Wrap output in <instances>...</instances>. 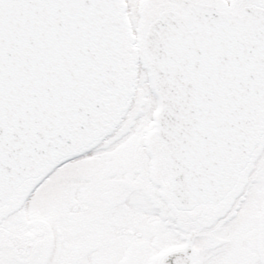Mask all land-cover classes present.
Segmentation results:
<instances>
[{
    "label": "snow or ice",
    "instance_id": "6c2138e0",
    "mask_svg": "<svg viewBox=\"0 0 264 264\" xmlns=\"http://www.w3.org/2000/svg\"><path fill=\"white\" fill-rule=\"evenodd\" d=\"M0 264H264V0H0Z\"/></svg>",
    "mask_w": 264,
    "mask_h": 264
}]
</instances>
